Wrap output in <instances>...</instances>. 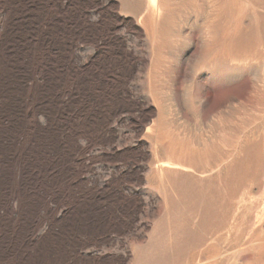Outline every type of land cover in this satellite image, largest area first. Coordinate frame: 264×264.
<instances>
[{"label": "rangeland", "instance_id": "rangeland-1", "mask_svg": "<svg viewBox=\"0 0 264 264\" xmlns=\"http://www.w3.org/2000/svg\"><path fill=\"white\" fill-rule=\"evenodd\" d=\"M128 1L0 0V264H264V0Z\"/></svg>", "mask_w": 264, "mask_h": 264}, {"label": "bare ground", "instance_id": "bare-ground-1", "mask_svg": "<svg viewBox=\"0 0 264 264\" xmlns=\"http://www.w3.org/2000/svg\"><path fill=\"white\" fill-rule=\"evenodd\" d=\"M128 7H132V8H133V7H136V5H135V3L133 2V0L128 1ZM140 7H141V5H140ZM139 12H140V11H139ZM153 12H154V11H153ZM150 16H151V15H150ZM165 20H166V19H165ZM153 21H154V20H151L149 17L146 19L145 24L147 25V27H146L147 30H149V31L152 30V26H153L152 24H153ZM154 36H155V35H153V37H154ZM58 43H59V42H58ZM162 49H164V47L161 48V50H160V53L163 54V50H162ZM162 57H164V56H162ZM66 59H67V58H66ZM50 60H51V59H50ZM65 61H66V60H65ZM53 64H54V62H53ZM61 64H62V63H61ZM62 65H63V64H62ZM67 65H68V64H67ZM56 66H57V65H56ZM63 78H64V77H63ZM78 79H79V78H78ZM58 80H59V79H58ZM75 81H76V80H75ZM57 82H58V81H57ZM52 89H53V88H52ZM50 91H51V89H50ZM50 91H49V92H50ZM61 93H62V92H61ZM52 96H53V95H52ZM68 96H69V95H68ZM55 97H56V96H55ZM63 97H64V96H63ZM66 97H67V96H66ZM51 99H52V98H51ZM61 99H62V98H61ZM65 99H66V98H65ZM65 99H64V100H65ZM69 99H70V98H69ZM52 100H53V99H52ZM55 101H56V100H55ZM67 101H68V100H67ZM60 102H61V101H60ZM63 102H64V101H63ZM61 103H62V102H61ZM64 103H65V102H64ZM72 104H73V103H72ZM54 105H55V104H54ZM60 105H61V104H60ZM65 107H66V106H65ZM65 107H64V108H65ZM69 108H70V107H69ZM55 109H56V108H55ZM70 109H71V108H70ZM72 109H73V108H72ZM84 109H85V107H84ZM55 111H57V110H55ZM58 111H59V110H58ZM62 111H64V110H62ZM51 112H52V111H51ZM57 113H58V112H57ZM48 114H50V113H48ZM54 114H55V113H54ZM67 114H68V113H67ZM61 115H62V114H61ZM85 115H86V114H85ZM49 116H50V115H49ZM64 116H65V115H64ZM46 118H48V117H46ZM51 119H52V118H51ZM51 119H50V120H51ZM83 121H84V120H83ZM92 122H93V121H92ZM37 126H38V125H37ZM37 126H36V127H37ZM23 127H24V126H23ZM83 127H84V126H83ZM40 128H41V126H40ZM42 129H43V128H42ZM28 131H29V130H28ZM32 131H34V130H32ZM32 131H31V132H32ZM86 131H87V130H86ZM31 135H32V134H31ZM49 135H50V134H49ZM56 135H57V134H56ZM43 136H44V135H43ZM50 136H51V137H50ZM50 136H49V137H50L49 139H50L51 141H50L48 138H47V139L51 142L52 146H53L55 149H59V147H60L59 145H60V144L58 143V142H59L58 136H57V137H55V136H53V135H50ZM30 137H31V136H30ZM73 137H74V136H73ZM40 138H41V137H40ZM76 138H77V137H76ZM76 138H75V139H76ZM35 139H36V141H33L35 144H32V146H31V144H30L31 147L29 148V150H31V151H35V152H36V151H37V152H40V147H39V146H40V143H41V142H39V141H41L43 138H42V139H39L38 137L35 136ZM73 139H74V138H73ZM46 141H47V140H46ZM33 142H32V143H33ZM99 145H100V144H99ZM75 146H76V145H75ZM79 147H80V146H79ZM66 148H67V147H66ZM60 149H61V148H60ZM83 149H84V148H83ZM21 150H22V149H21ZM62 152H63V151H62ZM33 153H34V152H33ZM33 153H32V154H33ZM81 153H82V152H81ZM81 153H80V154H81ZM83 154H84V153H83ZM88 154H89V153H88ZM41 155H42V154H41ZM64 155H65V154H64ZM64 155H63V156H64ZM69 155H71V153H70ZM38 156H39V154H38ZM73 156H74V155H73ZM88 156H89V155H88ZM27 157H28V156H27ZM38 159H39V157H38ZM84 159H85V158H84ZM84 159H83V160H84ZM87 159H89V158H87ZM87 159H86V160H87ZM90 159H91V158H90ZM31 162H32V161H31ZM83 162H84V161H83ZM77 163H78V162H77ZM93 163H94V162H93ZM29 164H30V163H29ZM65 164H66V163H65ZM81 165H82V164H81ZM29 166H30V165H29ZM91 166H92V165H91ZM93 166H94V165H93ZM64 168H66V167H64ZM69 168H70V167H69ZM87 169H88V168H87ZM69 170H70V169H69ZM69 170H68V172H69ZM88 170H89V169H88ZM72 171H73V170H72ZM10 174H11V173H10ZM67 174H68V173H67ZM91 174H92V173H91ZM89 175H90V174H89ZM6 176H7V175H6ZM4 177H5V176H4ZM78 186H79V185H78ZM20 188H21V187H20ZM21 191H22V190H21ZM21 191H19V192H21ZM24 193H25V192H24ZM21 194H23V193H21ZM21 194H20V195H21ZM29 196H30V195H29ZM21 197H22V196H21ZM23 197H24V196H23ZM25 197H26V196H25ZM26 198H27V197H26ZM23 199H24V198H23ZM30 199H31V198H30ZM13 200H14V199H13ZM17 203H18V202H17ZM29 204H30V203H29ZM75 227H76V226H75Z\"/></svg>", "mask_w": 264, "mask_h": 264}]
</instances>
